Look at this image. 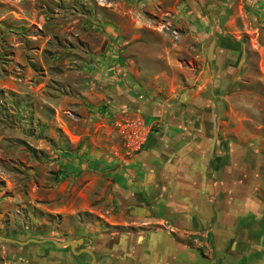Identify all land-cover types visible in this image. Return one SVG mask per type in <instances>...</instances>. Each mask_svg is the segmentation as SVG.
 <instances>
[{"label":"rangeland","instance_id":"obj_1","mask_svg":"<svg viewBox=\"0 0 264 264\" xmlns=\"http://www.w3.org/2000/svg\"><path fill=\"white\" fill-rule=\"evenodd\" d=\"M221 2L230 41L221 57L207 59L183 27L171 30L167 5L155 19L142 13L154 26L140 31L126 0H0L1 237L110 235L112 245H89L95 264H111L110 256L112 264H173L119 245L144 219L128 214L136 186L121 183L138 147L130 130L158 127L145 115L140 122L141 105L171 115L208 97L214 106L198 104L201 113L218 115L223 137L251 146L264 163V0ZM227 44L237 54L227 55ZM171 235L206 258L194 264H213L209 232ZM257 257L264 264V252ZM89 259L51 242L0 240V264Z\"/></svg>","mask_w":264,"mask_h":264},{"label":"crops","instance_id":"obj_2","mask_svg":"<svg viewBox=\"0 0 264 264\" xmlns=\"http://www.w3.org/2000/svg\"><path fill=\"white\" fill-rule=\"evenodd\" d=\"M221 1L126 0L137 12V30L154 26L142 13H152L155 19L160 7L167 5L171 30L179 35L174 27H183L207 59L221 57L222 42L230 41L222 34ZM227 49V55L237 54ZM210 101L200 97L189 107L180 103L172 107L171 115L164 108L156 113L150 102L141 105L140 122L145 123V115L151 118L148 126L158 127L147 134L142 125L137 150L130 168L122 172L121 183L136 186L139 192L129 209L142 207L149 213L137 219L140 229L135 235L120 236L119 245H134L140 253L146 249L165 262L171 258L173 264H190L191 260L194 264L206 258L171 232L201 230L210 233L213 264H259L257 254L264 252V163L251 146L223 137L217 130L218 115L201 113L198 104L210 108L214 106ZM101 238L100 242L95 238L92 245H112L110 235ZM107 260L113 263L111 256Z\"/></svg>","mask_w":264,"mask_h":264},{"label":"water","instance_id":"obj_3","mask_svg":"<svg viewBox=\"0 0 264 264\" xmlns=\"http://www.w3.org/2000/svg\"><path fill=\"white\" fill-rule=\"evenodd\" d=\"M128 213L131 215L137 214L140 216H146V215H148L149 212H148V210H146L145 208H142V207H133V208L128 210ZM0 240L15 242L19 245H24L28 242H33V243L51 242L53 245L58 246V247L68 246L72 253H79V252L86 253L90 257L88 264H95V255H94L93 251L91 249H89V247H88V244L90 243V239H88L87 242H83L82 237H78L76 239H65V240H61V241H56L55 239H50V238H42V239L28 238L24 241H18L15 239L0 236ZM81 244H83V247H80L78 250L74 249Z\"/></svg>","mask_w":264,"mask_h":264},{"label":"flooded vegetation","instance_id":"obj_4","mask_svg":"<svg viewBox=\"0 0 264 264\" xmlns=\"http://www.w3.org/2000/svg\"><path fill=\"white\" fill-rule=\"evenodd\" d=\"M78 238V237H77ZM83 238V237H82ZM76 239V238H75ZM89 238H83V242H87V240H88ZM89 245H92V240L90 239V243L88 244V247H89ZM188 246V245H187ZM80 247H83V244H81V245H79V246H77L76 247V250H78ZM193 251H195L197 254H198V252H199V250L197 249H193ZM81 253H84V252H81ZM86 254V253H85ZM199 255V254H198ZM200 256H201V254H200ZM201 257H203V256H201ZM204 258V257H203ZM212 258V257H211ZM183 260H186V258H183ZM172 263H173V261H171ZM185 262V261H184ZM210 262H212V259H211V261ZM213 263V262H212ZM179 264V263H178ZM184 264V263H183Z\"/></svg>","mask_w":264,"mask_h":264},{"label":"built area","instance_id":"obj_5","mask_svg":"<svg viewBox=\"0 0 264 264\" xmlns=\"http://www.w3.org/2000/svg\"><path fill=\"white\" fill-rule=\"evenodd\" d=\"M130 133H131V135L134 137V138H136V137H138V132H136L133 128H132V130H130Z\"/></svg>","mask_w":264,"mask_h":264}]
</instances>
